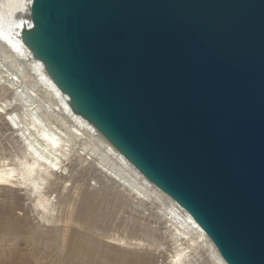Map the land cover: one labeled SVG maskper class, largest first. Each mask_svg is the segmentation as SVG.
<instances>
[{
	"label": "water",
	"instance_id": "1",
	"mask_svg": "<svg viewBox=\"0 0 264 264\" xmlns=\"http://www.w3.org/2000/svg\"><path fill=\"white\" fill-rule=\"evenodd\" d=\"M21 42L68 107L226 264H264V0H31Z\"/></svg>",
	"mask_w": 264,
	"mask_h": 264
},
{
	"label": "bare ground",
	"instance_id": "2",
	"mask_svg": "<svg viewBox=\"0 0 264 264\" xmlns=\"http://www.w3.org/2000/svg\"><path fill=\"white\" fill-rule=\"evenodd\" d=\"M12 1L0 0V264H226L184 209L71 113L21 42L31 0ZM126 201L162 227L130 214L119 223L132 237L94 228Z\"/></svg>",
	"mask_w": 264,
	"mask_h": 264
},
{
	"label": "rangeland",
	"instance_id": "3",
	"mask_svg": "<svg viewBox=\"0 0 264 264\" xmlns=\"http://www.w3.org/2000/svg\"><path fill=\"white\" fill-rule=\"evenodd\" d=\"M19 0H13L12 1V4L15 6V4L18 2ZM22 1V0H21ZM16 7H20V4L19 5H17ZM16 13H19L18 11H15ZM17 15H21V13H19V14H17ZM80 180H79V182L80 183H83L82 184V187H84L85 186V184H84V180L85 179H83L82 177H80L79 178ZM85 183L87 184L88 183V181H85ZM20 193V195H22V192H19ZM25 198H23L20 202H21V204H25L24 202H26L27 203V201L26 200H24ZM24 201V202H23ZM127 202V204L126 205H128V203H129V205L126 207H124V208H122L121 210L117 207V206H115V205H110L109 206V209H110V211L112 212V214H113V216H115L116 218L115 219H117V220H115V219H113V221L114 222H111V219L110 218H100V219H102L103 221H104V223H101V224H99L98 225V227H94L95 229H97L98 231H102V232H106V233H108V234H117V233H119V234H123V235H128V236H131L132 237V235L129 233V232H125V231H123L122 229H121V223H119L120 222V218H123V217H130V218H134L135 220H139V221H143L144 223L145 222H147V221H149V223H150V225L151 226H158V227H162V224H161V222L160 221H158V220H156V218L154 217V216H152V217H149L148 215H144L146 212L145 211H141V207L139 206H134V205H130V202H128V201H126ZM129 206H131V207H129ZM132 206L135 208V207H137V209L135 208H132ZM111 207H114V208H116V209H119V210H117L118 212H120L119 214V216H117L116 214H118V213H116V210H112V208ZM126 208V209H125ZM127 208H129L130 209V211H128V209ZM131 210H132V212H131ZM135 212H134V211ZM116 213V214H115ZM133 213V214H132ZM132 215V217H131V215ZM147 217V218H146ZM154 217V218H153ZM133 218H132V221H133ZM129 223L131 224L132 222L131 221H129ZM136 225V224H135ZM163 231V230H162ZM87 237H92V236H89V235H86ZM158 249V247L156 246V247H154V249ZM153 249V253H157V251L158 250H154ZM134 253H135V251H132V252H130V254L131 255H134ZM16 259H18V258H16Z\"/></svg>",
	"mask_w": 264,
	"mask_h": 264
},
{
	"label": "snow or ice",
	"instance_id": "4",
	"mask_svg": "<svg viewBox=\"0 0 264 264\" xmlns=\"http://www.w3.org/2000/svg\"><path fill=\"white\" fill-rule=\"evenodd\" d=\"M23 23V22H22Z\"/></svg>",
	"mask_w": 264,
	"mask_h": 264
}]
</instances>
